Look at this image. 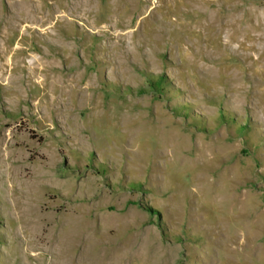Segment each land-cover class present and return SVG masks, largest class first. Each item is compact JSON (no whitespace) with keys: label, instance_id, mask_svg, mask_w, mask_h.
<instances>
[{"label":"rangeland","instance_id":"1","mask_svg":"<svg viewBox=\"0 0 264 264\" xmlns=\"http://www.w3.org/2000/svg\"><path fill=\"white\" fill-rule=\"evenodd\" d=\"M0 264H264V0H0Z\"/></svg>","mask_w":264,"mask_h":264}]
</instances>
